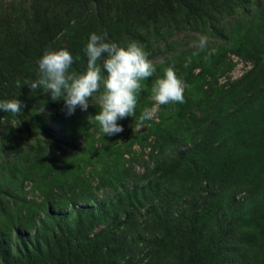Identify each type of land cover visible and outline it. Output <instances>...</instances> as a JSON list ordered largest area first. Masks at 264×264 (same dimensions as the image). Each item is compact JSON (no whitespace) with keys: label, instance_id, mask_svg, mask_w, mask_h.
Here are the masks:
<instances>
[{"label":"trees","instance_id":"trees-1","mask_svg":"<svg viewBox=\"0 0 264 264\" xmlns=\"http://www.w3.org/2000/svg\"><path fill=\"white\" fill-rule=\"evenodd\" d=\"M253 1L0 0V100L16 98L23 105L18 117L0 110L1 264H44L54 248L66 254V264H72L68 262L71 254L82 259L87 256L83 264H95V258L82 248L86 245L99 251L101 261L97 264H111L114 255H109L106 247L121 225L131 229V234L135 232L132 241L121 236L125 254H119L118 261L122 264H133L125 259L129 246L137 253L145 252L146 264H264V17L257 22L260 24L252 22L264 3L256 0L258 12L247 17L246 28L222 24L228 11L240 8L242 2L250 8ZM179 30L212 37L243 32L240 40L250 42L234 45V52L250 60L253 69L229 89L209 90L211 98L197 102L188 93L204 74L195 76L193 70L203 65L194 63L185 68L188 57L174 54L155 64L156 72L143 82L138 95L136 115L117 123L123 129L128 122L131 128L136 127L139 115L153 104L149 100L152 84L173 63L186 85L185 102L159 107L160 112L164 107L178 110L174 128L153 123L144 136L134 133L125 145L137 142L145 147L154 136L153 150L158 153H151L150 158L155 164L152 170L146 167L143 175L136 174L132 160L124 157L120 143L123 131L112 136L101 133L92 118L99 111L97 102L87 111L77 109L60 116V107H65L62 99L53 101L42 90L29 88L28 82L38 77L36 61L48 49L69 51L74 59L70 70L83 73L87 62L84 47L94 32H106L110 42L122 46L136 41L149 54L148 59H154L166 53L162 43ZM27 137L44 138L52 150L40 140L24 148ZM188 142L191 146L182 149ZM229 147L235 158L236 153L245 151L240 160L249 170L246 175L257 177L238 180L224 194L209 195L229 203L228 221H216L217 210L184 213L180 206L172 209L179 199L171 194L172 184L186 172L201 184L216 169L224 171L228 162L219 152ZM165 149L170 156L160 160ZM134 159L141 160L140 156ZM88 166L90 171L85 173ZM26 182L41 192L46 205L27 200ZM97 191L105 194L103 200ZM198 199L193 194L190 202ZM76 203L92 207L78 210L71 220L69 212L57 214ZM144 208L151 223L143 231L134 218L138 220ZM121 214L123 222L118 224ZM99 225L104 230L90 238L89 233ZM33 230L37 233L30 235ZM146 231H150L148 236H144ZM247 235L253 240L249 242ZM228 241L235 246L232 252L224 248Z\"/></svg>","mask_w":264,"mask_h":264},{"label":"rangeland","instance_id":"rangeland-1","mask_svg":"<svg viewBox=\"0 0 264 264\" xmlns=\"http://www.w3.org/2000/svg\"><path fill=\"white\" fill-rule=\"evenodd\" d=\"M264 3V0L261 1ZM256 0L253 1V4L250 8L246 6V2H242L240 8H236L234 11H228V16L226 15L223 20L222 24L229 26L230 24H234L236 28H246L248 21L246 20L247 17H253L255 12H258ZM264 17V9L261 10V14L257 17H255L252 22L257 23L260 18ZM260 24V23H257ZM243 32L241 31H234L232 33H228L224 35L223 37H212L210 35H205L199 31H192V30H179L172 33L169 37H167L164 41L165 45L162 46L166 48V53L164 55H158L154 57V59H149L151 62L155 65L160 62L164 61L165 56H169L171 54H174L173 56L177 57L178 55L182 57H192L191 66L194 63H198L203 65L204 67H198L193 70V74L195 76L201 75V80L198 83H195L189 90L188 95L190 96L193 101L197 100V102L203 101L204 98L209 97V90L216 88H224L229 89L230 85H234L236 81L239 80L243 75H245L247 72L253 69V64L250 60H245L238 56L234 51V45H245L250 42V40H240V36H243ZM252 34V33H250ZM253 35V34H252ZM204 37L207 38V48L212 49L215 48L216 54L213 55L210 60H205V52H200L197 56H192V53L194 51H197L196 45L198 44L199 40ZM206 69V71L204 70ZM262 78L261 82L264 81V69L262 71ZM200 88V89H199ZM197 89H199V93L197 94ZM215 98V95H213ZM98 98V97H97ZM97 98L93 96L89 100V106L91 104H94V102H97ZM211 98V97H209ZM149 100L153 103L152 106L149 108L151 109L154 105V101L152 98ZM192 103V102H191ZM264 105V102H263ZM88 106V107H89ZM160 107V106H159ZM81 110L79 106L76 107L75 110ZM162 112L158 111L155 113V115L148 119L149 123H143L141 127L131 128L130 123L128 122L123 129L122 132V138L120 139V143L123 145L122 150L124 151L125 159L126 160H132V166L134 169V172L138 175H143L146 167L149 170H152L155 164V161L150 158V154L153 153V155L156 156L158 153L157 150L154 149V136H150L147 140V145L145 147H141L140 144L137 142H134L132 146L125 147V145L130 143V139L135 134L138 136H144L148 131V127L152 126V124H162L164 128H174V126L177 124L179 120L178 110H168V107H164V110H161ZM260 111L263 112L261 109ZM67 112V109L65 107H60V116H63ZM248 113V112H247ZM245 112V116L247 114ZM135 133V134H134ZM20 140L23 138L22 135L17 134L16 135ZM27 137L23 140L24 142V148L27 146H31L36 144L39 140L41 142V145H43L45 148L52 150L49 143L42 137L38 138H31ZM21 142V141H20ZM191 144L188 142L186 145L182 146V149H186L190 147ZM230 147L227 149H223L219 152V156L224 159L226 162H228V165H226L222 170L224 171H218L215 170V173H211V176L208 177V180H204L201 182V184L198 183V180L190 173L186 172L184 173L179 179H177L172 185L174 187H170L171 194H176L179 199L177 200V204L172 208L175 209L177 206H180L179 211L188 213L192 212V210H198L202 212L211 211V210H217L218 211V219L216 221H221L222 223H225L228 221V212H227V206L229 203H225L224 200L220 199L217 200V196L210 199V194H224V191L227 190L231 184H234L235 182L240 181V179H246L247 177L256 178L257 175L251 173L250 175H246L249 171L247 169L246 165H242L243 161L240 160V157H243L241 154H243L245 151L241 150L240 154L236 157L230 155ZM229 150V151H228ZM61 150L57 151L56 155ZM165 152V153H164ZM163 154L159 157L160 160L167 159L168 156H170L167 149H165ZM5 153V150L3 151ZM137 156H140L141 160L136 161ZM235 169L230 170L233 166ZM126 166L129 167V163H126ZM90 171V167L88 166L85 169V173ZM96 180L92 181V185L95 186ZM202 187V188H201ZM203 187H206L205 190H203ZM24 191L26 192L25 196L27 200L29 201H35L37 204H45V201L43 199V195L41 192L37 189H34L31 182H26L24 186ZM96 194L99 195V199L103 200L105 197V194H102V191H97ZM193 194L198 197L197 203H191L190 200L193 197ZM205 199H202V198ZM91 205H85L83 203H76L75 205L70 204V207L63 208L59 211H57V214L66 213L69 212L68 220H71L76 217V212L81 209L90 208ZM171 207V202L169 203V208ZM146 208L142 209L141 214L142 216H138V220L136 217L134 220L138 222L142 230L147 229L146 225L151 223V218L146 217L145 211ZM176 215V214H173ZM124 215L121 214V218L118 221V224H121L123 222ZM1 219V217H0ZM144 228V229H143ZM103 229V225H99L98 227L94 228L92 233H89L90 238H94V234L99 232ZM117 233L116 237H112L109 239V247L105 246L108 249H110L111 252H109V255H114V257H111V264L116 262V264H122V260L119 262V254H125V251L123 250L122 243V237L126 236V240L132 241L133 235H135V232L131 234V229H127L124 226H120L119 228L115 229ZM250 230V229H248ZM130 232V233H129ZM35 232L34 230L31 232L30 235H33ZM148 233L150 231H146L144 233V236H148ZM122 236V237H121ZM248 241L250 242L253 240V236L250 237L247 235ZM116 241L115 244H113ZM245 242V240H244ZM256 244V242H255ZM139 247H142V244H137ZM258 244H256L257 246ZM120 246V247H119ZM259 246V245H258ZM119 247V248H118ZM234 245L230 244V241L227 242L225 245V250L228 252H232L234 249ZM83 250H87L89 255H92L95 258V264H97L99 261V251H97L96 248L92 247L91 245L82 246ZM105 248V249H106ZM128 252V256L125 258L126 261H131L133 264H146L148 261V258H144L145 252L137 253L135 250V247L133 248H126ZM106 252V251H104ZM118 252V253H117ZM71 254L70 259L68 260L69 263L72 264H83V261H85V257ZM142 260V261H141ZM110 263V262H109ZM1 264V263H0ZM44 264H66V254L62 252V250L54 248L52 251V254L50 257H48L45 260ZM127 264V263H126Z\"/></svg>","mask_w":264,"mask_h":264},{"label":"clouds","instance_id":"clouds-1","mask_svg":"<svg viewBox=\"0 0 264 264\" xmlns=\"http://www.w3.org/2000/svg\"><path fill=\"white\" fill-rule=\"evenodd\" d=\"M196 48L192 56L205 52L206 61L217 51L207 48V38L204 37ZM84 52L87 57L86 70L77 73L70 70L74 59L69 51L46 50L36 61L38 77L28 82L29 88L33 91L42 90L53 101L62 99L67 114H72L77 106L87 111L89 100L98 93L99 111L92 118L98 123L103 135L120 133L123 128L117 121L136 115L138 95L145 86L143 82L154 75L156 68L138 42L128 41L126 46L118 45L108 40L106 32L90 34ZM191 62V56L186 58L184 67H189ZM185 87V82L176 74L174 63L164 68L163 75L155 79L151 87L154 105L142 111L137 118V127L151 119L159 106L183 104ZM22 107L16 98L0 100V110L16 117L21 114Z\"/></svg>","mask_w":264,"mask_h":264}]
</instances>
